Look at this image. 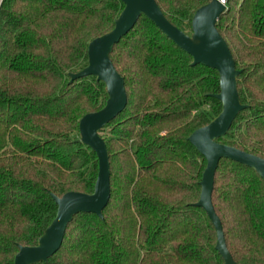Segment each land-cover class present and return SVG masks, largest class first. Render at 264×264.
<instances>
[{"label": "trees", "instance_id": "obj_1", "mask_svg": "<svg viewBox=\"0 0 264 264\" xmlns=\"http://www.w3.org/2000/svg\"><path fill=\"white\" fill-rule=\"evenodd\" d=\"M192 33L211 0H155ZM217 30L233 55L246 107L217 141L264 159V0H228ZM121 0L0 2V264L37 245L54 220L53 195L94 191L98 158L79 122L102 109L106 86L88 66L90 42L109 32ZM111 60L127 105L100 131L111 196L100 217L77 214L60 249L36 264H225L207 213L196 205L207 162L190 135L221 111L220 77L141 16ZM212 201L238 264H264V181L253 169L219 162Z\"/></svg>", "mask_w": 264, "mask_h": 264}, {"label": "water", "instance_id": "obj_2", "mask_svg": "<svg viewBox=\"0 0 264 264\" xmlns=\"http://www.w3.org/2000/svg\"><path fill=\"white\" fill-rule=\"evenodd\" d=\"M124 8L109 32L93 39L88 46V66L71 73L70 82L95 76L106 86L108 99L102 109L88 113L80 119V141L89 146L98 158V174L91 194L68 192L62 197L53 195L57 213L34 246H20L14 264H36L47 262L61 247L66 229L77 214L93 213L100 217L111 196L110 155L100 131L127 105L125 81L115 68L111 53L116 44L127 35L141 16L152 21L168 38L193 58V65H204L215 69L220 77V92L215 97L222 103L220 113L206 126L195 130L190 143L203 155L207 165L201 181V195L196 203L208 215L217 235L216 250L225 264H238L227 248L225 235L218 217L212 193L219 162L229 159L256 171L264 181V159L244 152L234 146L219 143L238 114L246 107L239 98L238 77L233 55L228 44L217 30V21L225 12L228 0H211L199 8L192 19V33L187 34L173 25L155 0H121Z\"/></svg>", "mask_w": 264, "mask_h": 264}, {"label": "rangeland", "instance_id": "obj_3", "mask_svg": "<svg viewBox=\"0 0 264 264\" xmlns=\"http://www.w3.org/2000/svg\"><path fill=\"white\" fill-rule=\"evenodd\" d=\"M0 2H1V0H0Z\"/></svg>", "mask_w": 264, "mask_h": 264}]
</instances>
